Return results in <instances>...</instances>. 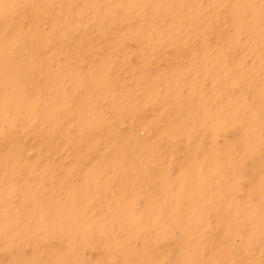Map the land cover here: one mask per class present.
Wrapping results in <instances>:
<instances>
[{
    "label": "rangeland",
    "instance_id": "obj_1",
    "mask_svg": "<svg viewBox=\"0 0 264 264\" xmlns=\"http://www.w3.org/2000/svg\"><path fill=\"white\" fill-rule=\"evenodd\" d=\"M0 264H264V0H0Z\"/></svg>",
    "mask_w": 264,
    "mask_h": 264
}]
</instances>
